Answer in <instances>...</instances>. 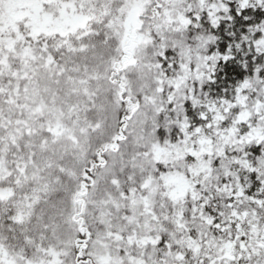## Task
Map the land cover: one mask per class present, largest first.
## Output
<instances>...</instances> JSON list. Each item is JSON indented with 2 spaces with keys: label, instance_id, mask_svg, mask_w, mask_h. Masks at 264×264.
I'll return each mask as SVG.
<instances>
[{
  "label": "snow or ice",
  "instance_id": "1",
  "mask_svg": "<svg viewBox=\"0 0 264 264\" xmlns=\"http://www.w3.org/2000/svg\"><path fill=\"white\" fill-rule=\"evenodd\" d=\"M0 264H264V0H0Z\"/></svg>",
  "mask_w": 264,
  "mask_h": 264
}]
</instances>
